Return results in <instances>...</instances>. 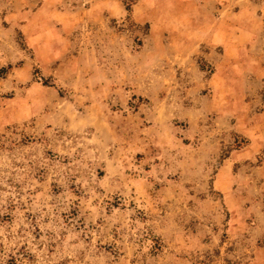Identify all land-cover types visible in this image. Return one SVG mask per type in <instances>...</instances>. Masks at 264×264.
<instances>
[{
	"label": "rangeland",
	"instance_id": "obj_1",
	"mask_svg": "<svg viewBox=\"0 0 264 264\" xmlns=\"http://www.w3.org/2000/svg\"><path fill=\"white\" fill-rule=\"evenodd\" d=\"M171 7L0 0V264H264V150L187 116Z\"/></svg>",
	"mask_w": 264,
	"mask_h": 264
},
{
	"label": "crops",
	"instance_id": "obj_2",
	"mask_svg": "<svg viewBox=\"0 0 264 264\" xmlns=\"http://www.w3.org/2000/svg\"><path fill=\"white\" fill-rule=\"evenodd\" d=\"M233 3L228 4L224 0H171V11L173 14L188 12L193 16L189 18L191 22L188 25V30L193 33L180 46L179 54L174 56L182 63L190 59V70L197 80L189 89L194 96L187 116L197 125L210 119L220 129L231 128L249 142L246 148L233 151L231 155L233 163H242L252 161L264 150V3L260 0H249L248 4L244 0H234ZM37 11L34 13L36 16L40 11L50 13L43 7ZM216 11L219 12L218 17H213ZM244 15L250 16L247 21L243 19ZM46 21L37 19L32 28H45ZM199 60L212 70L206 81V71L200 70ZM256 170L264 181V166ZM221 183L219 181L223 185ZM234 184H229L231 189L224 184L228 193H224L225 190L221 193H224V200H230L237 206L241 199L237 193L231 192H235ZM261 190L264 193V182ZM261 200H264V194Z\"/></svg>",
	"mask_w": 264,
	"mask_h": 264
}]
</instances>
